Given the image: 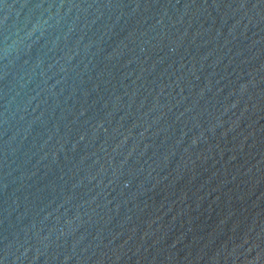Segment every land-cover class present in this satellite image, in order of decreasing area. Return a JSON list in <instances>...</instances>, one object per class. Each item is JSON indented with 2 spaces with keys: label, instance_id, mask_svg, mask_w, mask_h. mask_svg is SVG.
Here are the masks:
<instances>
[{
  "label": "water",
  "instance_id": "water-1",
  "mask_svg": "<svg viewBox=\"0 0 264 264\" xmlns=\"http://www.w3.org/2000/svg\"><path fill=\"white\" fill-rule=\"evenodd\" d=\"M0 264H264V0H0Z\"/></svg>",
  "mask_w": 264,
  "mask_h": 264
}]
</instances>
